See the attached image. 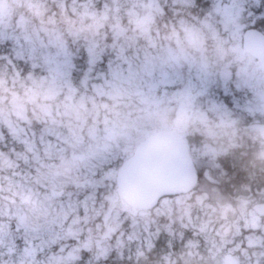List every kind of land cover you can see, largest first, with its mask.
<instances>
[{
	"label": "trees",
	"instance_id": "trees-1",
	"mask_svg": "<svg viewBox=\"0 0 264 264\" xmlns=\"http://www.w3.org/2000/svg\"><path fill=\"white\" fill-rule=\"evenodd\" d=\"M0 2V22L12 16L3 23L13 28H0V264H165L167 257L170 264H218L224 256L264 264V230L247 222L252 205L264 201V172L247 160H235L232 168L220 159L231 183L210 190V198H166L149 211L127 207L115 178L111 186L103 182L104 167L91 173L89 187L52 176L60 167L57 154L66 156L75 141L57 137H69L73 123L76 136L93 147L89 129L98 127L104 140L107 124L122 122L125 131L110 147L117 167L128 156L122 146L132 151L145 130L167 122L165 68L155 61L148 22L139 23L127 3L113 0L107 7L101 0ZM22 14L25 32L16 29ZM143 101L162 119L146 123ZM41 163L48 167L38 174ZM212 172L221 177L220 170ZM173 203L178 206L167 210ZM32 209L36 219L53 218L38 228L53 227L47 243L32 239L22 221ZM68 252L77 259L61 261Z\"/></svg>",
	"mask_w": 264,
	"mask_h": 264
},
{
	"label": "flooded vegetation",
	"instance_id": "flooded-vegetation-1",
	"mask_svg": "<svg viewBox=\"0 0 264 264\" xmlns=\"http://www.w3.org/2000/svg\"><path fill=\"white\" fill-rule=\"evenodd\" d=\"M113 3H127L139 23L148 22L155 61L165 68L164 96L169 110L165 126L181 133L196 167L195 188L170 199H205L210 198V190L226 188L231 183L229 170L220 159L231 161L232 168L235 160H247L250 168L264 172V137L255 127L264 124V101L257 98L259 93L264 94V70L243 48L245 29L264 32V0ZM101 6L107 7V0H101ZM10 18L2 17L0 28L2 24L4 29H13L3 23ZM16 25L23 32L27 29L23 14L17 17ZM238 50L256 70L254 74L253 70L247 74L240 70ZM215 75L219 80L212 81ZM204 97L207 102L202 105ZM213 170H220L221 177ZM252 217L264 221L253 212Z\"/></svg>",
	"mask_w": 264,
	"mask_h": 264
},
{
	"label": "water",
	"instance_id": "water-1",
	"mask_svg": "<svg viewBox=\"0 0 264 264\" xmlns=\"http://www.w3.org/2000/svg\"><path fill=\"white\" fill-rule=\"evenodd\" d=\"M244 48L264 68V34L254 29L244 33ZM258 128L264 137V125ZM197 183L195 166L186 142L176 130L163 129L139 143L117 174L118 189L124 201L133 208L157 206L165 196L186 193ZM254 210L264 217V203Z\"/></svg>",
	"mask_w": 264,
	"mask_h": 264
},
{
	"label": "rangeland",
	"instance_id": "rangeland-1",
	"mask_svg": "<svg viewBox=\"0 0 264 264\" xmlns=\"http://www.w3.org/2000/svg\"><path fill=\"white\" fill-rule=\"evenodd\" d=\"M1 8L2 7H1V2H0V15H3L4 12H1L2 11ZM237 61L241 63L242 65V67H240L241 68L240 70L244 69V71H246L243 74H247L253 70V67L250 65V63L245 61V57L242 55V53L239 50L237 51ZM254 72H256V70H253L251 73L254 74ZM248 88H251V87L248 86ZM258 92L260 91L258 90ZM257 98L264 101V94L259 93L257 95ZM143 102L145 103V101ZM144 112L146 113L144 115V118L147 120L146 123L149 122L150 124L153 119L155 120L154 116L159 120L162 119V116H160L159 114L154 115L153 109H151V105L149 103H145ZM146 116H148V118ZM150 116L152 117V119H150ZM141 123L145 124L144 121ZM67 126L70 127V123H68ZM74 127L76 128V130L74 129ZM125 128L126 126L122 122H117L116 124L114 123L107 124L106 128H104L106 130L105 133L107 134V136L104 137V140H102L100 137H98V127L94 126L92 129H89L87 132L89 136H91L89 138L92 139V143L94 142L93 147H89L88 145L89 142L87 144L85 143L83 136H79V137L76 136L78 132L77 131L78 128L74 125V123L72 124L71 129L68 133L69 137L67 136L57 137V135H55L54 133H51L53 137H57L58 140L61 139L63 143H70L71 140L73 139L75 140L69 144V148L67 150L66 156L63 153V151L57 154V156L60 158V167L53 168L52 176H54V179L56 178L58 180L60 177L67 179V177H70L76 180L77 182H81V181L86 182L85 183L86 187H89V185H91L92 183L91 173H93L94 171V174H95L96 167L101 166V167H104L105 172H106L105 175L103 176L104 177L103 182L108 183L111 186L110 181H113V179L116 178L117 171L120 165L117 164L118 166L116 167L117 158L116 156L111 154L110 147L117 144L118 139L116 137L122 136L125 131ZM148 132L149 131L145 130L144 134H147ZM55 141H56V138H54V140L48 141L47 144L43 143L42 147H46V145L47 146L51 145V142H55ZM100 141H102V143H100ZM55 146H56V149H55L56 152H59L62 149V146L59 144H55ZM122 147H125L124 153H126L128 156L129 154L131 155V151L129 147H127L126 145ZM48 157L51 158V155H48ZM40 165L42 166V169L38 170L37 173L43 174L44 169H46L48 166L44 165L43 163H41ZM52 179H51L52 181L51 184L54 185ZM114 181H116V179H114ZM87 182L89 183V185L87 184ZM107 200L110 201L109 203L111 204V206H114L116 204L114 198L110 196L107 197ZM177 202L179 203L180 201H177ZM172 206L176 208V206L178 205H176L175 203L174 205H170L166 207V209L168 210ZM34 210L35 209H32V211L31 210L29 211V212H32V215L34 217V218H29V219H28L29 212L27 213V211H24L23 213L24 216L26 214L27 216H26V219H23L22 221L27 224L26 228L31 229L32 239L38 238V239H41L43 242L47 243V239L54 237V234L52 233L53 227L51 226L47 228V225H45L43 226V232H41L38 228L40 225L46 222H50L53 218H43V219L37 218L36 219L37 214L34 213ZM186 215L189 216L188 210H186ZM34 222H37V225H33L32 223ZM247 222H249L250 226H252L253 228L257 227V228H261L264 230V226L261 227L262 223H264L263 220L258 221L257 219L252 217L248 219ZM3 238L5 237L3 236ZM250 243L253 244L255 243V241L251 240ZM68 254L69 256L65 258L61 257V261H64V260L70 261L69 259H75V258L77 259V256H78L77 253L68 252ZM219 260L220 261L218 262V264H238L234 258H229L227 256H224L223 259L221 258ZM55 263L57 262L51 261L49 264H55ZM170 263H171V260L169 257H167L165 264H170ZM256 263L258 264V261L255 257V260H253L249 264H256ZM215 264H217V262Z\"/></svg>",
	"mask_w": 264,
	"mask_h": 264
}]
</instances>
